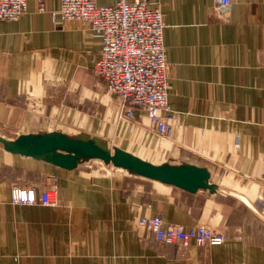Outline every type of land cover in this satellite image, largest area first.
Instances as JSON below:
<instances>
[{"label":"crops","instance_id":"obj_1","mask_svg":"<svg viewBox=\"0 0 264 264\" xmlns=\"http://www.w3.org/2000/svg\"><path fill=\"white\" fill-rule=\"evenodd\" d=\"M60 1L27 0L20 19L0 21V138L85 141L163 172L195 166L213 189L190 192L98 160L89 163L103 170L64 168L56 160L74 155L70 144L26 156L0 143V264H264V0H236L226 12L217 0H148L164 23L165 139L144 111L123 118L93 76L101 44L89 25L54 28ZM13 186L55 189L58 204H12ZM154 216L225 242L161 243L137 223Z\"/></svg>","mask_w":264,"mask_h":264},{"label":"built area","instance_id":"obj_2","mask_svg":"<svg viewBox=\"0 0 264 264\" xmlns=\"http://www.w3.org/2000/svg\"><path fill=\"white\" fill-rule=\"evenodd\" d=\"M236 0H217L218 10L226 12ZM43 11V6L39 8ZM27 11V0H0V21H17ZM53 26L59 21L86 22L100 38V57L92 68L93 76L105 86L106 92L121 103L120 114L133 119L139 109L154 126L155 133L165 139L170 128L163 113H170L168 104V63L163 44L164 23L158 7L148 0H118L109 7L97 6L96 0H61L59 8L50 12ZM235 146H238L236 138ZM56 190L37 195L33 188L13 186L12 204L54 207L58 204ZM154 238L164 244L189 247L220 246L222 234L204 226L184 228L167 224L161 217H140L137 221Z\"/></svg>","mask_w":264,"mask_h":264},{"label":"water","instance_id":"obj_3","mask_svg":"<svg viewBox=\"0 0 264 264\" xmlns=\"http://www.w3.org/2000/svg\"><path fill=\"white\" fill-rule=\"evenodd\" d=\"M50 136L51 135H49V137ZM49 137L44 136L36 138L34 139V142L33 140L30 142V140L24 138H20L19 140L15 141H7L0 138V143L8 151L26 156L40 155V151L33 149L39 144L46 146L47 149H64L70 144L76 150L75 153L73 152L74 155L68 157L65 156L56 160V162L64 168L73 167L76 161L89 163L91 160H98L106 165L112 164L114 167L127 170L130 173H141L143 176L157 179L163 183L179 186L182 189L190 192H194L198 188H206L208 190L213 189L206 184V181H203L208 178V173L205 169L186 165L178 170H168L163 172L159 169L149 166L148 164H144L137 158L123 153L117 149H115L114 153L111 154L107 148H99L98 146H95L89 142L72 141L65 137L58 138L50 142Z\"/></svg>","mask_w":264,"mask_h":264},{"label":"rangeland","instance_id":"obj_4","mask_svg":"<svg viewBox=\"0 0 264 264\" xmlns=\"http://www.w3.org/2000/svg\"><path fill=\"white\" fill-rule=\"evenodd\" d=\"M90 164V163H89ZM89 169H98V170H103L104 166L101 162L96 161V163H92L90 164V168Z\"/></svg>","mask_w":264,"mask_h":264}]
</instances>
